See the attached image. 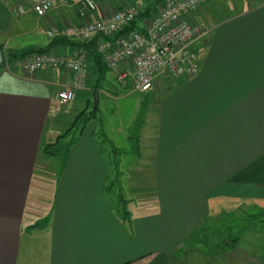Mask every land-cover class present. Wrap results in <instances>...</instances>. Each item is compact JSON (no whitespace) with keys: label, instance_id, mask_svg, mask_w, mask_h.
<instances>
[{"label":"crops","instance_id":"crops-1","mask_svg":"<svg viewBox=\"0 0 264 264\" xmlns=\"http://www.w3.org/2000/svg\"><path fill=\"white\" fill-rule=\"evenodd\" d=\"M32 5L0 0L5 51L46 47L48 31L81 21L76 4L45 16ZM194 20L209 28L196 45L201 68L173 86L167 76L150 91L155 95L147 112L156 126L147 136L151 196L139 203L132 191L128 222L106 198L113 166L94 128L85 132L87 125L49 209L36 213L41 192L33 193L34 170L44 157L42 144L57 137L50 126L62 111L56 94L71 74L63 68L34 74L18 66L0 69V264H264V224L225 254L184 244L219 214L250 202L264 205V0H206ZM92 76L80 91L85 104Z\"/></svg>","mask_w":264,"mask_h":264},{"label":"built area","instance_id":"built-area-1","mask_svg":"<svg viewBox=\"0 0 264 264\" xmlns=\"http://www.w3.org/2000/svg\"><path fill=\"white\" fill-rule=\"evenodd\" d=\"M205 3L206 0H166L153 15L142 20L140 29L126 32L140 14V5L103 15L95 0H32L38 16H45L62 5H79L80 22L54 28L47 35L61 34L86 41L100 34L98 51L107 68L120 69L118 79L131 81L135 91L144 93L153 90L161 77L192 78L199 73L201 58L196 45L206 39L209 28L204 22H196L194 15ZM92 13L97 17L92 18L89 15ZM16 66L29 74L58 68L69 72L70 81L56 94L61 104L75 101L78 92L88 86L90 67L84 50L34 52L17 59L6 56L5 67Z\"/></svg>","mask_w":264,"mask_h":264},{"label":"rangeland","instance_id":"rangeland-1","mask_svg":"<svg viewBox=\"0 0 264 264\" xmlns=\"http://www.w3.org/2000/svg\"><path fill=\"white\" fill-rule=\"evenodd\" d=\"M95 1L99 4L102 14L106 15L111 11L130 8L135 5H140V7L144 9L151 3H157L158 1L164 3L166 0ZM10 51L11 50L5 51V56H8ZM91 72L90 68V76L93 74ZM112 72H115L114 75ZM118 74L119 70H112L108 74V77L102 82L101 90H103V93L100 97L99 110L96 112V117L87 123L85 132L89 133L94 128L95 135L103 144V153L109 159L113 167L116 162L115 168H110L105 186L106 188L109 184H112L111 191L105 192L107 200L112 204L114 202L113 199H116L115 194L121 193L123 198L127 200V209L130 212L131 201L129 200L131 197H135L132 193L133 190L136 189L138 192L135 199L139 203L142 202H140V200H142L141 197L151 196L150 191L148 190L151 185V181L148 178L151 174V168H146V166L149 167L151 163L153 151L151 142L147 140V136L152 135L154 130L156 131V126L152 119L155 117L150 119L151 116L147 112V106L149 101L153 99L155 93L135 91L132 82L120 81L118 79ZM165 78L166 77L159 78L154 89L151 91H154L158 84H163ZM95 80H97V76L93 75L89 82V86L91 87V89L88 90V96H90L89 104H85L84 100L86 95L81 94L80 91L77 94L75 101L66 104L58 103V106L61 108L59 110L62 111L50 122V126L53 127L54 130L56 128L53 136H58L67 130L77 114L84 107H88V109L92 110L93 97L91 91L95 84ZM171 80L173 81L167 83V86H173L183 82L182 80H178V78L174 79V77H172ZM141 116L144 118V125L141 127L140 131V144L144 147L141 149L140 155L136 156L133 151L135 142L132 138L130 139V136L133 132H136V121ZM74 132L75 131L72 133L74 134ZM70 138L71 136L69 135L66 140H69ZM39 160V166L38 168H35L33 174V183L36 187V189L33 190V193H36L35 191L41 192V195H39V203L41 204V207L36 208V213L40 215L49 209L52 199L55 196V184H59L64 174L62 177L58 178V175L56 174L57 168H55L54 164H51L50 161H47L42 156ZM39 185L40 187H37ZM34 196L36 195L34 194ZM32 201L33 200H31V202ZM262 209H264V205L255 204L253 202H250L249 205H239L235 207L233 213L227 212V214H219L216 219L207 222L206 225L210 228L208 230L201 229L203 231L201 233L198 232L199 236H193V234L199 230H196L187 236L184 244L193 245L198 243L203 245L208 251V249L214 248L217 240H220V238L222 239L225 234L227 235L232 230L235 231L236 229L246 227L248 229L245 234H247L249 231H252L254 228H259L262 225L258 221L253 225L252 222H249L251 219L250 217H253L252 215L254 213L261 212Z\"/></svg>","mask_w":264,"mask_h":264},{"label":"trees","instance_id":"trees-1","mask_svg":"<svg viewBox=\"0 0 264 264\" xmlns=\"http://www.w3.org/2000/svg\"><path fill=\"white\" fill-rule=\"evenodd\" d=\"M161 4L162 3L158 1L157 3H151L147 5V7L140 11L138 17L133 20L132 23L126 28V32L134 29H140V23L142 22V20L148 16L153 15L157 11L158 6ZM123 33L124 32H122V34ZM50 38L51 41L46 47L31 48L20 52L10 51L8 57L12 59L22 58L34 52H48L58 46H69L74 50H84L87 53L88 61L90 62L89 64H91V71L93 75L97 76V80H95V84L91 91L93 97V91H100L102 89L101 84L106 79L107 73L110 71L103 60L102 54L98 51L97 44L102 36L100 34H97L86 41H79L61 34L55 35L54 37ZM96 112H91L88 107L83 108L77 114L76 118L72 121L67 130L59 134L53 141L44 142L42 144V155L46 157L51 162V164H54L55 168H57L56 174L58 175V178L62 177L65 170L67 169L71 148L79 140V137L82 134L87 123L94 117H96ZM143 125L144 118L143 116H141L136 121V132H133L130 136V139L132 138V140H134L135 142L133 151L135 152L136 156L140 155V131ZM73 131H75L74 134L72 133ZM69 135L71 136V138L69 140H66ZM115 163L113 168H115ZM111 185L112 184H109V186L105 188V192L111 191ZM115 195L116 199H113V207L115 209V212L123 221L128 222L130 219V212L127 209V200L123 198L121 193ZM252 216L253 217H250L251 219L249 220V222H252V225L256 221L264 224V209H262L261 212L254 213ZM34 226H39V223L33 225V227ZM209 228L210 227L205 226L203 227V230H208ZM247 229L248 228L246 227H242L240 229H236L235 231L232 230L233 232L231 231L227 235L225 234L222 239L220 238V240H217L214 248L208 249V251L211 254H225L227 251L235 249L242 241ZM203 230L195 232L193 236H199V233H201Z\"/></svg>","mask_w":264,"mask_h":264},{"label":"water","instance_id":"water-1","mask_svg":"<svg viewBox=\"0 0 264 264\" xmlns=\"http://www.w3.org/2000/svg\"><path fill=\"white\" fill-rule=\"evenodd\" d=\"M6 61L5 51L3 47L0 45V69L4 68ZM99 103H100V95L99 91H93V107L91 112H96L99 110Z\"/></svg>","mask_w":264,"mask_h":264},{"label":"bare ground","instance_id":"bare-ground-1","mask_svg":"<svg viewBox=\"0 0 264 264\" xmlns=\"http://www.w3.org/2000/svg\"><path fill=\"white\" fill-rule=\"evenodd\" d=\"M5 67V66H4Z\"/></svg>","mask_w":264,"mask_h":264}]
</instances>
